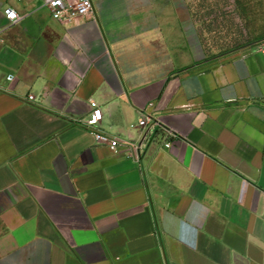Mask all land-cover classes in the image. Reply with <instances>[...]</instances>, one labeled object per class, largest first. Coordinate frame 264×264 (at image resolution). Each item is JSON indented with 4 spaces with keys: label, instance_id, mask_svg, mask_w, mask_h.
Returning <instances> with one entry per match:
<instances>
[{
    "label": "crops",
    "instance_id": "1",
    "mask_svg": "<svg viewBox=\"0 0 264 264\" xmlns=\"http://www.w3.org/2000/svg\"><path fill=\"white\" fill-rule=\"evenodd\" d=\"M92 2L0 0V264H264V45L204 61L188 0Z\"/></svg>",
    "mask_w": 264,
    "mask_h": 264
},
{
    "label": "rangeland",
    "instance_id": "2",
    "mask_svg": "<svg viewBox=\"0 0 264 264\" xmlns=\"http://www.w3.org/2000/svg\"><path fill=\"white\" fill-rule=\"evenodd\" d=\"M204 61L264 45V0H188Z\"/></svg>",
    "mask_w": 264,
    "mask_h": 264
},
{
    "label": "built area",
    "instance_id": "3",
    "mask_svg": "<svg viewBox=\"0 0 264 264\" xmlns=\"http://www.w3.org/2000/svg\"><path fill=\"white\" fill-rule=\"evenodd\" d=\"M42 3L49 10L51 17L62 24H69L79 19H91L94 16L92 0H42ZM4 13L11 25L17 24L22 20L19 13L11 7L6 8ZM7 79L12 81L14 76L9 75ZM28 99L33 101L34 96L29 95ZM91 107L92 112L84 123L91 130L96 143L108 146L114 153H118L121 148H125L131 159L139 161L143 153V143L133 140H122L118 136L106 133L100 127L103 119L101 107L95 101L91 102ZM150 107H153V103L150 104ZM147 122L146 118H142L136 128H145ZM167 134L169 139L175 137L170 131ZM171 146V142L165 144L166 148H171Z\"/></svg>",
    "mask_w": 264,
    "mask_h": 264
}]
</instances>
